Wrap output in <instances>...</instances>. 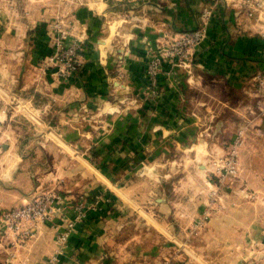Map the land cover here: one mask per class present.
Listing matches in <instances>:
<instances>
[{
	"label": "crops",
	"instance_id": "crops-1",
	"mask_svg": "<svg viewBox=\"0 0 264 264\" xmlns=\"http://www.w3.org/2000/svg\"><path fill=\"white\" fill-rule=\"evenodd\" d=\"M25 1L13 15L0 11V82L14 87V96L42 101L40 111L50 105L51 128L71 143L72 154L54 146L60 154L52 164L66 161V170L41 172L36 169L49 158H27L12 141L3 142L0 213L25 204L38 188L55 189L62 201L61 212L23 245L0 223V264H197L207 248L222 244L225 261L234 263L229 248L237 238L262 240L264 41L256 26L237 21L222 0H171L160 23L168 24L165 31L150 23L126 33L119 46L104 29L106 1L98 10L66 0L63 14L38 9L56 0ZM211 4L191 72L168 66L158 78V96L145 93L147 48L167 31L195 28ZM59 20L67 33L57 41ZM58 42L79 54L78 70L65 79L42 64ZM5 121L10 118L2 110L0 132ZM239 129L238 170L222 180L216 152L225 155ZM173 141L180 150L200 145L207 153L181 159L177 172L163 171L166 178L156 186L161 168L155 167L167 163ZM69 220L73 230L59 246Z\"/></svg>",
	"mask_w": 264,
	"mask_h": 264
},
{
	"label": "rangeland",
	"instance_id": "rangeland-1",
	"mask_svg": "<svg viewBox=\"0 0 264 264\" xmlns=\"http://www.w3.org/2000/svg\"><path fill=\"white\" fill-rule=\"evenodd\" d=\"M103 1L110 4L109 13L103 20L104 29L106 33L111 35V41L116 45L118 44L121 46L126 33L134 32V30H141L150 23L160 26L159 28H161V30L167 29L166 25L168 24L166 22H164V25L160 23L170 10L169 4L171 0H69L70 4L74 3L78 5L86 3L90 7H94L98 10L102 8ZM28 2L29 1L22 0L18 12L21 10V5H25ZM51 5L53 7L46 6L38 9H52L55 14H63L68 10L66 0H56V2H52ZM29 10H32V8H29ZM22 11H24L23 8ZM60 18L66 19L67 16L61 15ZM262 19L263 20H259L254 24L257 31L264 23V18ZM108 43L107 45H109ZM14 93H17L14 87H6L0 82V112L5 110L10 118V121H8L9 123H7V121L4 122L7 123L8 127L7 130L6 128L1 130L0 141L2 144L3 142L12 141V145L18 146L21 153L27 158H49V161L46 162L43 167L40 169L37 168L36 170L63 174L62 171L66 170L64 166L66 161L58 160L52 164V160L57 154H60V151L57 152L54 146L64 148L63 153L70 156L72 154L70 151L71 146H69L71 143L67 144L59 140L58 136L51 128L53 124V110L51 106H47L45 111H40L39 109L41 108V103H43L42 101L39 103L33 101L32 104L28 100H23L20 97L14 96ZM87 121L89 122V120ZM96 122L93 123L96 124ZM61 142L68 147L61 145ZM3 153L4 151L2 154ZM204 153L207 152L202 150L200 145L196 149L193 145H187L183 150H180L178 145L173 141L164 155L167 163L162 165V162H159L161 165L155 167V170L161 168V172L157 173L155 177L157 179L156 186H160L161 181L166 178L162 175L163 171L175 173L178 170L179 161L181 159L182 161L183 159L189 160L192 158H199L200 160ZM216 153L218 154L217 156H219L217 159L224 156L222 151ZM160 158L162 159L163 156L160 155ZM146 163L149 164L147 161ZM167 164L170 165L168 166ZM2 167L0 160V174L2 173ZM262 240H256L254 238H250L249 240L237 238L234 250L229 248V258L233 257L234 263H230V261L227 263L225 261V258H227V247L225 244L220 245L218 248L206 247L207 249L200 255V260L197 261V264H264V247Z\"/></svg>",
	"mask_w": 264,
	"mask_h": 264
},
{
	"label": "built area",
	"instance_id": "built-area-1",
	"mask_svg": "<svg viewBox=\"0 0 264 264\" xmlns=\"http://www.w3.org/2000/svg\"><path fill=\"white\" fill-rule=\"evenodd\" d=\"M22 0H0V11L13 15L18 12ZM223 3L233 10L237 21H245L254 25L264 18V0H222ZM215 4L204 7L199 15V23L193 29L181 31H167L162 40L156 41L147 48L148 54L146 69L145 93L151 97H157L159 92L158 78L169 66L171 71L183 69L190 73L193 66V51L200 44L207 32V23L212 15ZM67 23L57 21L54 24L59 32L57 41L67 33ZM253 30V29H252ZM257 34L264 41V23L258 28ZM44 66L53 65V76L57 79H65L78 70L80 66L77 47L64 46L58 42L56 53L49 59L43 60ZM264 111V103L262 104ZM243 129H239L236 138L232 142L229 151L216 161V171L221 179L234 177L238 170L237 148L242 142ZM2 142L0 141V160L2 155ZM62 198L53 188H38L29 201L19 207H10L1 211L0 223L3 224L14 241L23 245L36 233L40 224H43L61 212ZM83 206L79 204L75 209L81 213ZM74 227V221L66 222L63 232L59 233L56 242L59 246L66 243ZM264 247V238H263Z\"/></svg>",
	"mask_w": 264,
	"mask_h": 264
}]
</instances>
